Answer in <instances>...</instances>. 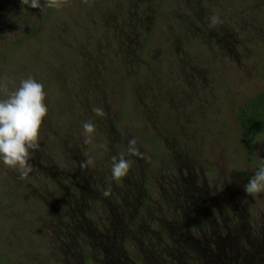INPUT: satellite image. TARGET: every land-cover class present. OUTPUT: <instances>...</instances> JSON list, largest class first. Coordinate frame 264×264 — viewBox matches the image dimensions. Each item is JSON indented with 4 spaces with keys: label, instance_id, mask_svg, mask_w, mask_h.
<instances>
[{
    "label": "rangeland",
    "instance_id": "1",
    "mask_svg": "<svg viewBox=\"0 0 264 264\" xmlns=\"http://www.w3.org/2000/svg\"><path fill=\"white\" fill-rule=\"evenodd\" d=\"M90 4L0 0V79H35L48 108L29 177L0 163V264H264V192L244 191L264 131L247 146L236 120L264 91V0Z\"/></svg>",
    "mask_w": 264,
    "mask_h": 264
},
{
    "label": "clouds",
    "instance_id": "2",
    "mask_svg": "<svg viewBox=\"0 0 264 264\" xmlns=\"http://www.w3.org/2000/svg\"><path fill=\"white\" fill-rule=\"evenodd\" d=\"M68 2L69 0H43V9L59 10ZM83 2L91 6L90 0ZM21 4L32 9L41 8V0H21ZM209 19L210 27L222 23L216 15ZM10 84L14 85L15 81H10L7 77L0 79V93L6 97L0 99V163L6 168L17 170L20 179L24 180L35 170L29 161L33 158L32 153L40 148V130L48 114L47 105L44 103L46 93L43 84L31 77L21 80L18 87L10 89ZM92 110L97 117H107L102 107H93ZM95 133L96 126L92 121L83 124L85 144L93 143ZM126 153L131 157L146 158L137 146L135 138L128 141ZM133 163L134 161L126 159L124 154H121L119 159L113 157L112 178L122 181L128 175ZM94 166L95 160L91 156L79 164L82 171ZM244 191L248 196L264 192V166L254 173L245 185ZM102 195L105 198L109 197L111 187L103 191Z\"/></svg>",
    "mask_w": 264,
    "mask_h": 264
},
{
    "label": "trees",
    "instance_id": "3",
    "mask_svg": "<svg viewBox=\"0 0 264 264\" xmlns=\"http://www.w3.org/2000/svg\"><path fill=\"white\" fill-rule=\"evenodd\" d=\"M236 120L242 134L248 136L244 143L249 146L252 135L264 131V91L238 110Z\"/></svg>",
    "mask_w": 264,
    "mask_h": 264
},
{
    "label": "flooded vegetation",
    "instance_id": "4",
    "mask_svg": "<svg viewBox=\"0 0 264 264\" xmlns=\"http://www.w3.org/2000/svg\"><path fill=\"white\" fill-rule=\"evenodd\" d=\"M220 247H221V248H224V247H225V245H221ZM228 252L230 253V250H228Z\"/></svg>",
    "mask_w": 264,
    "mask_h": 264
}]
</instances>
